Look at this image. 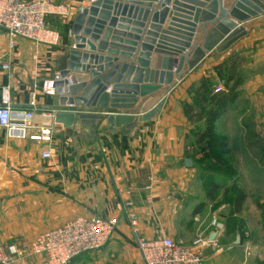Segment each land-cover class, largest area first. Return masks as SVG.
Segmentation results:
<instances>
[{
  "label": "crops",
  "instance_id": "obj_1",
  "mask_svg": "<svg viewBox=\"0 0 264 264\" xmlns=\"http://www.w3.org/2000/svg\"><path fill=\"white\" fill-rule=\"evenodd\" d=\"M55 1L71 9L68 21L58 16L48 18L49 25L61 35L58 45L48 46L18 37L11 47L6 31L0 28V103L6 97L14 109H33L36 123L49 121L55 125L52 156L48 159L40 156L42 144L9 136L7 129L0 127V246L10 259L8 264H47L43 255L31 252L32 242L69 221L95 216L118 217L115 234L123 243L131 236L135 242L137 234L146 239L168 236L191 244L203 234L214 237L221 247V250H207L205 264H264V199L258 196L252 199L251 187L235 180L231 182V178H224L221 183L217 179V190L210 198L212 182L201 181L209 171L208 175L214 172L230 176L254 175L264 161V15L244 23L243 35L223 49L207 52V56L180 79L177 80L175 75L178 74L172 71L177 84L167 94L164 93L166 85L150 92L151 73L155 70L151 67L163 68L162 58L166 56L155 53L159 39L161 36L173 38L174 31L185 26L182 23L191 22L184 18L193 20L194 9L205 2L177 0L175 5L173 0L166 6L168 13L161 23L162 30L146 51L162 60L158 63L157 59L152 66L151 58L143 59L148 62L144 68L148 73L145 71L141 84V92L163 93L166 100L155 116L141 120L139 108L143 98L140 95L133 107H112V100L107 98L103 101L105 107L90 109L61 107L58 96L42 91V84L54 79L64 66V55L73 43L70 20L83 7H89L91 0ZM119 2L130 6L135 3L134 6L142 10L148 8L136 4L148 2L151 11L139 17V13L136 16L135 11L129 9L117 14L112 9L116 25L110 27L106 22L100 35V40L107 37L109 47L100 51L96 42L97 48L91 54L117 59L114 66H140L137 60L143 51V40L153 21V13L163 0ZM134 21L144 22V25L134 26ZM199 23L201 21L196 30ZM212 27L204 44L218 38L213 33L209 36ZM117 30L123 34L122 42L117 44L130 46L127 41L135 42L133 52L120 48L117 54L108 53ZM129 34L133 38H128ZM134 36L138 39L134 40ZM236 53L246 58L241 68L244 81L237 100L215 124V132L225 147L214 149L224 159H237L238 167H234L232 173L227 168L200 167L197 160L210 150L196 142L194 130L202 124H192L183 105L191 101L189 88L203 77L213 76L216 85L224 86L214 68ZM6 63L9 69L3 68ZM90 63H97V59H91ZM175 66L177 68L178 64ZM127 75L126 71L124 78ZM134 76L135 72L127 81H132ZM146 78L149 83L145 82ZM112 84L107 86L105 94H110ZM187 158L192 159L191 166L186 164ZM243 160H248V167ZM233 183L246 194L239 210H236L235 193H225ZM226 197L229 200L224 201ZM128 200L133 202V211L138 216L135 229L127 216L125 203ZM135 246L137 248L136 242ZM249 246L255 249L252 255H247ZM142 262L136 264H145L143 258ZM69 264L84 263L74 259Z\"/></svg>",
  "mask_w": 264,
  "mask_h": 264
},
{
  "label": "water",
  "instance_id": "obj_2",
  "mask_svg": "<svg viewBox=\"0 0 264 264\" xmlns=\"http://www.w3.org/2000/svg\"><path fill=\"white\" fill-rule=\"evenodd\" d=\"M115 1L91 0L89 7H83L70 20V33L73 36V43L64 55V66L58 73L59 79L54 82L55 95L59 97V105L61 107L81 106L90 109L105 107L106 104L103 101L107 98L112 100V107H133L138 102V96L140 95L143 98L139 108L142 115L140 119L148 120L156 115L166 100L163 93L149 94L141 92V84L144 82L142 76L145 71L146 74L148 73V70L144 68L148 64L149 58L152 60V66H154L157 59H159L158 63L163 59L164 67H151L155 70L151 73L153 77L150 80L151 86L148 89L151 92L160 89L162 85H166L167 89L164 93L167 94L177 84L176 80L173 81L174 75L172 71L175 70L178 74L175 77L177 80L180 79L187 71L197 66L207 56V52H211L214 49H223L243 35L246 32L244 23L264 15V0H205V2L199 3L198 7L194 9L193 20L190 17H183L191 22L182 23L185 26L179 27L180 31H174L176 35L172 36L173 38L161 36L158 41L159 46L155 51L156 55H166L161 59L155 54L152 56L146 51L150 48L149 44L155 42L156 36L162 30L161 23L164 22L168 13L166 6L173 1L163 0L160 8L153 13V21L150 24L147 36L143 40V51L137 60L140 66L123 64L120 67L119 64L115 66L113 64L117 59L105 57L102 54L92 56L91 51H95L97 48L96 42H98L100 51L108 49L107 37L105 36L103 40H100V35L104 31L106 22L110 23V27L116 25V18H112V9H115L116 14L118 11L123 10L124 13L129 9L132 12L135 11L134 14L136 16L139 13V17H142L144 13L145 15L150 13L149 7L151 4L148 2L140 4L138 2L136 5L148 8L142 10L134 6L135 3L130 6L127 3L121 4L119 0L118 2ZM174 4L177 5L178 1L175 0ZM190 10L193 11L192 9ZM199 20L201 23H199L200 26L196 30ZM143 23L141 21L133 22L134 26L137 27H142ZM211 27L212 30L209 36L213 33L218 38L214 42L204 44ZM114 33L115 36L112 38V44H110V49L108 50L109 54H117V49L120 48L129 52L134 51L135 42L127 41L130 46H120L117 43L122 42L120 37L123 34L120 30ZM127 36L130 39L133 38L132 34ZM137 39V36H134V40ZM176 57H179V59L176 60ZM95 58L97 63L92 65L90 61ZM143 59H147V61ZM176 63L178 64L177 68L175 66ZM126 71L128 75L124 78ZM133 72H135L133 80L127 81ZM146 81H148L147 78ZM112 82L110 94H105L107 86ZM146 83H149V81ZM123 99L128 100V104L122 102L121 100ZM120 117H118V122H120ZM186 164L191 166L192 159L187 158ZM211 239H214V237Z\"/></svg>",
  "mask_w": 264,
  "mask_h": 264
},
{
  "label": "built area",
  "instance_id": "obj_3",
  "mask_svg": "<svg viewBox=\"0 0 264 264\" xmlns=\"http://www.w3.org/2000/svg\"><path fill=\"white\" fill-rule=\"evenodd\" d=\"M70 6L55 0H0V28L6 31L10 46L22 37L48 46L58 45L60 33L48 23L50 16H58L68 21ZM9 69V64H3ZM59 79L46 80L42 91L54 95V82ZM219 84L215 91L223 89ZM33 109H14L6 97L0 103V127L7 129L9 136L31 140L42 144V158L52 156L51 144L54 139L55 125L52 122L36 123ZM127 216L132 228L138 225V216L133 211L131 200L125 203ZM119 226L118 217L95 216L80 217L69 221L59 228L49 230L38 236L31 244L33 254L43 255L47 264H69L79 255L92 252L107 245ZM136 234V232H135ZM135 242L145 264H205L207 250L221 247L208 235L200 234L191 244L177 242L172 237L146 239L137 236ZM255 249L249 246L247 255ZM10 261L3 247L0 246V264Z\"/></svg>",
  "mask_w": 264,
  "mask_h": 264
},
{
  "label": "trees",
  "instance_id": "obj_4",
  "mask_svg": "<svg viewBox=\"0 0 264 264\" xmlns=\"http://www.w3.org/2000/svg\"><path fill=\"white\" fill-rule=\"evenodd\" d=\"M245 62L246 58L241 53H236L214 68L216 75L224 81V88L219 91H215L217 85L213 76L203 77L188 90L191 101L183 105V110L192 124H202L194 130V136L198 144L210 150L208 157L212 163L206 166L207 169L221 170L227 168L228 171L233 173L234 167L227 164L222 155L214 153V149L217 147H225V143L221 141L215 132V124L239 97V88L244 81L241 68ZM211 184L212 187L209 192L210 198H213L217 185L215 182ZM225 191L226 194L229 192L231 194L235 193L236 210L241 209L246 199L245 191L237 183H233L231 188ZM260 207L263 209L262 206Z\"/></svg>",
  "mask_w": 264,
  "mask_h": 264
},
{
  "label": "rangeland",
  "instance_id": "obj_5",
  "mask_svg": "<svg viewBox=\"0 0 264 264\" xmlns=\"http://www.w3.org/2000/svg\"><path fill=\"white\" fill-rule=\"evenodd\" d=\"M214 153H217V152L215 151ZM225 161L227 164H230L231 166L235 168L238 167L237 159L233 157H229V158L225 157ZM197 162L200 165V167H205V168L206 166H209L212 163L211 159L208 157V153H206L205 155H203V157L198 159ZM243 163L245 164L246 167H248V164H247L248 160H243ZM208 173H206V177L202 178L201 181L203 183H206L207 181L208 182H219L217 181V179L221 180L220 181L221 183L222 180H224V178H231V182L235 180L234 182H237L238 184L251 187L250 193H251L252 199L255 198L256 196L264 199V161L262 162L261 167L257 169L256 174L254 175L245 174V175H239V176H236V175L230 176V175H222L216 172L210 173L209 175ZM226 198H224V201L229 200L228 198L227 199ZM217 206L218 205L216 204L214 208H216ZM263 220H264V217H263ZM259 232H261V230ZM120 240L121 239L117 236V234H114L111 241L107 245H105L103 248L96 250V251L83 253L79 255L77 258H75V261H82L84 264H136L139 262L143 263L142 256L138 248H136L135 246L133 237L131 236L130 240L128 241L126 240V243H123L124 241L121 242Z\"/></svg>",
  "mask_w": 264,
  "mask_h": 264
}]
</instances>
